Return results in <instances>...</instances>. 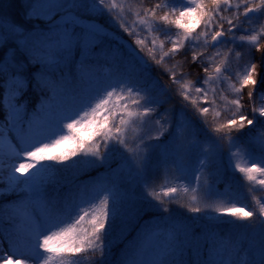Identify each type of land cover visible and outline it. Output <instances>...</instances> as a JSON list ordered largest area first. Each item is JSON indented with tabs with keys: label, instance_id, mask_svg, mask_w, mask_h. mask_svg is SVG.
Masks as SVG:
<instances>
[{
	"label": "snow or ice",
	"instance_id": "snow-or-ice-1",
	"mask_svg": "<svg viewBox=\"0 0 264 264\" xmlns=\"http://www.w3.org/2000/svg\"><path fill=\"white\" fill-rule=\"evenodd\" d=\"M140 3L0 9V264H264V0Z\"/></svg>",
	"mask_w": 264,
	"mask_h": 264
},
{
	"label": "trees",
	"instance_id": "trees-1",
	"mask_svg": "<svg viewBox=\"0 0 264 264\" xmlns=\"http://www.w3.org/2000/svg\"><path fill=\"white\" fill-rule=\"evenodd\" d=\"M124 1H125L124 3L125 7L131 12L132 16H134V14L137 11H139L141 7L140 0H124ZM18 3H19V0H0V9H3L9 12V14L14 15L18 11V8L15 6V5H18ZM144 3L147 4L148 0H144ZM127 19H131V17L127 15ZM261 43H264V41H261ZM254 54L257 56L259 55V53H254ZM239 63L243 64L244 61H239ZM253 147L255 148L256 153L259 155L260 154L259 146L254 145ZM58 151L59 149L55 150L52 154H56ZM221 171L223 172L222 182L219 184H216V188L220 192H223L225 190V185L230 183L232 190L239 197L240 202L238 203L237 206H240V203H243L245 205H248L249 207H253L255 201L251 199V196L247 192V187H249L248 182L246 181L245 183H238L235 179V175H232L227 170L224 171L223 169H221ZM255 194L257 195V197L264 196V193H260L259 191H257ZM52 264H56V261H53Z\"/></svg>",
	"mask_w": 264,
	"mask_h": 264
},
{
	"label": "rangeland",
	"instance_id": "rangeland-1",
	"mask_svg": "<svg viewBox=\"0 0 264 264\" xmlns=\"http://www.w3.org/2000/svg\"><path fill=\"white\" fill-rule=\"evenodd\" d=\"M118 2L123 3V4L125 3L124 0H118ZM125 18L127 19V14H126ZM221 169H223L224 171L227 170L232 175H235V179L238 183H245L246 182V180L243 178L242 174H239L238 172L233 173L231 170H229L227 168L226 160L222 164ZM175 176H176V173H175L174 169L170 170L167 174H165L163 171H158V172H156L155 177H154L153 187H155L157 190H159L161 185H166L169 183L175 184ZM202 183H203V179H202ZM173 195L176 198V204L172 205L173 208L177 207V204H183L185 206V209L189 206H195L191 201V197L193 195V193L191 191L185 193L183 191V187H181V190L179 192L173 194ZM167 199L168 198H165L166 202H167ZM200 206L203 207V204L201 203ZM225 206H227V205H225ZM254 206H256L255 203H254ZM181 211H184V209H181ZM53 246L54 245H52V247Z\"/></svg>",
	"mask_w": 264,
	"mask_h": 264
}]
</instances>
